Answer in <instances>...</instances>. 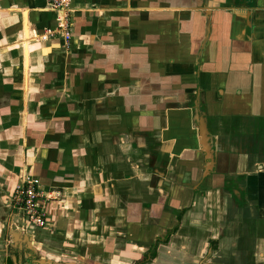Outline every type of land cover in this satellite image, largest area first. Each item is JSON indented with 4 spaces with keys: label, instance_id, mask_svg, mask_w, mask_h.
<instances>
[{
    "label": "crops",
    "instance_id": "crops-1",
    "mask_svg": "<svg viewBox=\"0 0 264 264\" xmlns=\"http://www.w3.org/2000/svg\"><path fill=\"white\" fill-rule=\"evenodd\" d=\"M72 23L37 41L46 0H0V264H264V0H74ZM25 178L57 197L43 228L10 208Z\"/></svg>",
    "mask_w": 264,
    "mask_h": 264
},
{
    "label": "built area",
    "instance_id": "built-area-1",
    "mask_svg": "<svg viewBox=\"0 0 264 264\" xmlns=\"http://www.w3.org/2000/svg\"><path fill=\"white\" fill-rule=\"evenodd\" d=\"M49 10L55 13L56 26L53 29L37 36L36 40L48 42L62 40L66 46H70L73 40V3L74 0H46ZM11 210L20 214L22 219L30 226L43 228L47 224L45 204L55 200V192L47 191L40 179L25 178L20 187L12 196Z\"/></svg>",
    "mask_w": 264,
    "mask_h": 264
},
{
    "label": "rangeland",
    "instance_id": "rangeland-1",
    "mask_svg": "<svg viewBox=\"0 0 264 264\" xmlns=\"http://www.w3.org/2000/svg\"><path fill=\"white\" fill-rule=\"evenodd\" d=\"M9 205L10 208H13V198L10 199L9 201ZM236 225L239 227L237 230H239L240 234L237 235V240H238V244H237V249L238 250H242L243 249V255L248 256L251 252V250H253L255 248V243L256 240L254 239L255 237L258 238L261 237V230L260 232H257V235H255V230L251 231V227L247 225H245V223L243 224V222H237ZM231 247L232 245H229V251H231ZM252 253V252H251ZM253 256V254H252ZM243 264H249V262L247 260L244 259V261L242 262Z\"/></svg>",
    "mask_w": 264,
    "mask_h": 264
}]
</instances>
